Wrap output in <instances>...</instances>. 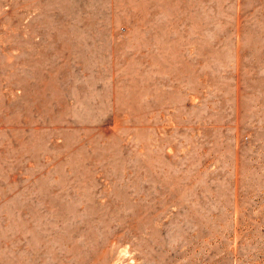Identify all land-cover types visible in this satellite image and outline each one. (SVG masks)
<instances>
[{
	"label": "rangeland",
	"instance_id": "obj_1",
	"mask_svg": "<svg viewBox=\"0 0 264 264\" xmlns=\"http://www.w3.org/2000/svg\"><path fill=\"white\" fill-rule=\"evenodd\" d=\"M0 264H264V0H0Z\"/></svg>",
	"mask_w": 264,
	"mask_h": 264
}]
</instances>
